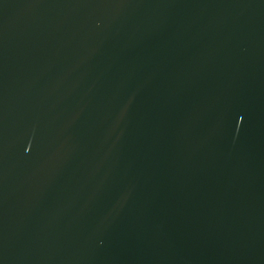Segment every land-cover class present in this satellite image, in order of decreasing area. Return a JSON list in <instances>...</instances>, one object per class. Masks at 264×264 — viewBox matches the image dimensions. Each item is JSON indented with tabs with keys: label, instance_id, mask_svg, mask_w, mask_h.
Listing matches in <instances>:
<instances>
[{
	"label": "water",
	"instance_id": "obj_1",
	"mask_svg": "<svg viewBox=\"0 0 264 264\" xmlns=\"http://www.w3.org/2000/svg\"><path fill=\"white\" fill-rule=\"evenodd\" d=\"M0 264H264V0H0Z\"/></svg>",
	"mask_w": 264,
	"mask_h": 264
}]
</instances>
